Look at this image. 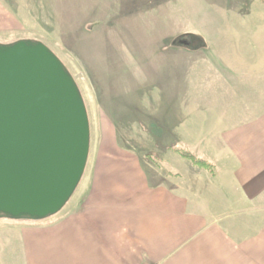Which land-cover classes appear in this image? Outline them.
I'll return each instance as SVG.
<instances>
[{"label":"crops","instance_id":"obj_1","mask_svg":"<svg viewBox=\"0 0 264 264\" xmlns=\"http://www.w3.org/2000/svg\"><path fill=\"white\" fill-rule=\"evenodd\" d=\"M4 5L0 38L20 29ZM253 38L257 47L226 51L203 98L187 90L182 55L194 49L112 48L95 36L84 66L99 142L85 180L52 217H0V264H264V31ZM143 130L163 143V174L118 142ZM172 148L199 152L214 175Z\"/></svg>","mask_w":264,"mask_h":264},{"label":"rangeland","instance_id":"obj_2","mask_svg":"<svg viewBox=\"0 0 264 264\" xmlns=\"http://www.w3.org/2000/svg\"><path fill=\"white\" fill-rule=\"evenodd\" d=\"M2 2L10 17L20 23V29L12 35L1 37L0 45H10L17 41L39 42L58 58L74 80L88 112L87 159H91L95 153L99 142V129L96 119L98 107L97 104L90 103L89 97L93 89L85 85L87 79H85L84 49L95 36L98 37L99 33L101 37L106 35L109 44L107 46L112 48L194 49V52L182 55L188 60L187 90L194 95L196 91H200L203 98H207L210 96V88L206 87V84L210 81L211 70L216 64L226 63L228 58L226 51L257 47L258 44L255 42L258 43V40L253 37L256 38L260 31H264V0H224L222 7L211 0H102L100 2L2 0ZM10 40H13V43L9 42ZM168 65L175 67L172 63ZM118 139V142L125 146L136 147L137 152L142 155L149 154L153 149L158 150L157 158L160 164H150L151 170L161 174L167 170L165 163L160 159L166 154L163 152L164 149L161 150L163 143L159 141L160 146L153 147V140L156 142L157 137L154 139L143 130L140 135H135L133 131L129 135L119 136ZM159 139L161 140V137ZM167 142L166 140L164 143ZM193 154L200 156L199 152ZM85 177L86 172H83L68 202L78 193Z\"/></svg>","mask_w":264,"mask_h":264},{"label":"water","instance_id":"obj_3","mask_svg":"<svg viewBox=\"0 0 264 264\" xmlns=\"http://www.w3.org/2000/svg\"><path fill=\"white\" fill-rule=\"evenodd\" d=\"M88 151L85 104L58 58L39 42L0 45V217L56 215Z\"/></svg>","mask_w":264,"mask_h":264},{"label":"trees","instance_id":"obj_4","mask_svg":"<svg viewBox=\"0 0 264 264\" xmlns=\"http://www.w3.org/2000/svg\"><path fill=\"white\" fill-rule=\"evenodd\" d=\"M185 48H188V47H185ZM171 151L177 154L180 158L190 162L194 167L205 170L211 176L214 175L215 166L211 162L205 159L199 158L195 156L193 153H191L190 151L182 149V148H172ZM146 159L151 161L153 164H158V165L160 164V161L157 158V156L153 154H147Z\"/></svg>","mask_w":264,"mask_h":264}]
</instances>
